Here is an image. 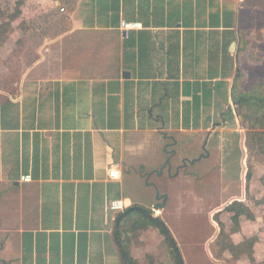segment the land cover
<instances>
[{
  "label": "crops",
  "instance_id": "crops-1",
  "mask_svg": "<svg viewBox=\"0 0 264 264\" xmlns=\"http://www.w3.org/2000/svg\"><path fill=\"white\" fill-rule=\"evenodd\" d=\"M43 2L57 11L46 20L55 34L33 33L40 56L14 92L0 90V264H126L117 221L133 206L157 214L179 247L204 214L209 243L221 228L215 216L228 223L225 208L257 199L263 184L255 161L248 193L247 129L234 100L247 54L244 0H25V8ZM122 21L143 28L125 31ZM112 166L120 178L109 176ZM116 199L125 210L109 209ZM127 217L132 262L171 261L159 227L138 211Z\"/></svg>",
  "mask_w": 264,
  "mask_h": 264
},
{
  "label": "rangeland",
  "instance_id": "rangeland-1",
  "mask_svg": "<svg viewBox=\"0 0 264 264\" xmlns=\"http://www.w3.org/2000/svg\"><path fill=\"white\" fill-rule=\"evenodd\" d=\"M20 1L21 3L19 4ZM32 4L34 5V3ZM244 6L246 11L243 32L245 34L244 45L247 54L242 62L243 76L240 87L242 88L244 84L247 86V90H251L264 81V0H244ZM18 7L22 12L19 18L23 14L26 16L38 17L25 21H20L19 18L12 20L10 16L18 9ZM25 7V0H0V24L11 22L8 30L9 38L4 44L0 45V90L2 91L14 92L17 88L16 82L22 77L26 68L33 64L40 56L37 51V45L34 44L35 42L38 43V38H36L33 33L37 31V33L49 37V34L52 33L51 26L56 25L55 22L49 23V21H46L49 20V15H58L55 10L49 11V2L46 4L44 2L41 3V9L33 8L32 6ZM17 29L20 30V32L17 31ZM15 34L19 37L13 41V36ZM54 34L55 33L53 32L52 35ZM31 41H33V44ZM249 123L251 124V122H248L246 125ZM256 130L262 132V136L260 137L261 140L258 138L253 140L250 139V143H247L250 151L249 168L252 172L254 171L253 163L255 161H258V164L264 168V121L259 123ZM238 171V165L235 164L230 167L231 175L238 176ZM251 183L252 182H250L252 189ZM263 184H258V187H255L254 189L258 194L257 199L255 196L248 195V201H246L255 214L253 220L243 216L241 217L240 225H238L237 228L233 221L229 220L232 213L228 212L227 216L230 217L228 218V223H226V221L223 222L225 232L227 233L225 240L230 244H238L245 239L254 236L257 237V242L254 244L252 254L255 262L261 264H264ZM235 185L238 186V182L231 183L232 188H235ZM250 185L248 193L251 191ZM227 216H224L225 220H227ZM215 219L221 220L222 217L220 218V215H217L215 216ZM196 220L198 229L191 232L183 231L181 233V239L178 240L181 245L180 247H182V253L186 258V262L184 260L185 264H254L250 257V247H246V249L244 248V252L240 253V255H235L232 252L225 250L222 252L221 247L216 244V237H219L222 227L217 229L215 236L209 241V243L206 242V239L213 231L208 222V218L206 215L201 214L197 216ZM151 224L156 230H158L153 223ZM241 226L243 228H241ZM235 229H239V231L235 233ZM187 241L192 243L191 247H186L185 244ZM165 242L170 249L167 239H165ZM209 249H211L212 256ZM147 263H149V261ZM171 263L178 264L177 258L172 252L171 261H162L161 264Z\"/></svg>",
  "mask_w": 264,
  "mask_h": 264
},
{
  "label": "trees",
  "instance_id": "trees-1",
  "mask_svg": "<svg viewBox=\"0 0 264 264\" xmlns=\"http://www.w3.org/2000/svg\"><path fill=\"white\" fill-rule=\"evenodd\" d=\"M21 1L19 2V4ZM21 9L18 7V9L10 16L11 19H16L21 15ZM11 22H4L0 24V45L4 44L8 38V30L10 27ZM241 75L239 77V84H237V87L235 88L234 92V100L235 103L238 106L239 114L244 122V125L246 123L251 122V124H247L245 127L247 129V143H250V139H260L262 136V132L256 130L257 126L261 121H264V81L256 86L255 88L251 90H244L240 87V81L242 80ZM264 153V151H263ZM253 177V172L249 168L247 173V191L249 189L250 182ZM262 182L264 183V175L262 177ZM226 211L232 213L231 219L234 222V224L237 226L240 225L241 217L246 216L248 219L253 220L255 218V214L252 211V209L248 206V204L245 201H233L229 206L225 208ZM144 218H147L145 215L142 214ZM217 216V215H216ZM128 218V217H127ZM149 219V218H148ZM219 223L221 228V232L219 237L216 240V244L221 247L222 252L230 251L235 255H240V253L244 252V248L250 247V257L254 264H261L258 262H255L252 249L254 248V244L257 242V237H252L245 239L244 241L233 244L228 243L225 240V237L227 236V233L224 229V223L221 220L216 219ZM155 226H157L152 220H150ZM158 227V226H157ZM160 229V228H159ZM239 229H235L234 231H238ZM162 232V231H161ZM163 234V232H162ZM173 251V250H172ZM174 253V252H173ZM133 264H136L135 261H133Z\"/></svg>",
  "mask_w": 264,
  "mask_h": 264
},
{
  "label": "water",
  "instance_id": "water-1",
  "mask_svg": "<svg viewBox=\"0 0 264 264\" xmlns=\"http://www.w3.org/2000/svg\"><path fill=\"white\" fill-rule=\"evenodd\" d=\"M240 74H241V71H240V68H238V76H240ZM163 205H164V203H158L157 206L155 207V209H158V207H162ZM132 211L141 212L147 218L152 220L160 228V230L163 232L165 238L167 239L169 245L171 246V248H172V250H173V252L177 258L178 264H185L182 252L180 250V247H179L177 241L175 240L173 234L171 233L170 229L166 225V223L157 214H155L152 210H149V209L142 207V206L131 207L127 211L123 212L119 216L118 221H117V232L119 235L120 245H121V249H122L126 264H133V262L131 260V257L129 255L128 250H127L126 245H125V238H124V235L122 233L121 223L124 220V218H126Z\"/></svg>",
  "mask_w": 264,
  "mask_h": 264
},
{
  "label": "built area",
  "instance_id": "built-area-1",
  "mask_svg": "<svg viewBox=\"0 0 264 264\" xmlns=\"http://www.w3.org/2000/svg\"><path fill=\"white\" fill-rule=\"evenodd\" d=\"M61 9L62 11H65L64 8H61ZM121 28L125 31H129L132 29L143 28V24L141 22H136V21H122ZM108 173L111 178H115V179H118L121 176L120 169L115 166L110 167ZM22 180L29 182L32 180V176L31 175L23 176ZM108 207L109 209L114 210V211H122L126 209L127 205L124 199H116V200L110 201Z\"/></svg>",
  "mask_w": 264,
  "mask_h": 264
}]
</instances>
